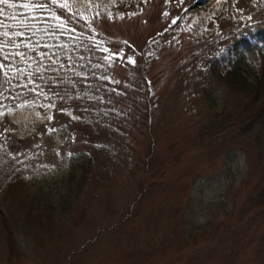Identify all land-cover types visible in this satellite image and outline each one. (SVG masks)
I'll return each mask as SVG.
<instances>
[{"label": "rangeland", "instance_id": "obj_1", "mask_svg": "<svg viewBox=\"0 0 264 264\" xmlns=\"http://www.w3.org/2000/svg\"><path fill=\"white\" fill-rule=\"evenodd\" d=\"M29 1L76 76L45 55L0 80V264H264V98L223 75L240 45L260 68L264 0Z\"/></svg>", "mask_w": 264, "mask_h": 264}, {"label": "trees", "instance_id": "obj_2", "mask_svg": "<svg viewBox=\"0 0 264 264\" xmlns=\"http://www.w3.org/2000/svg\"><path fill=\"white\" fill-rule=\"evenodd\" d=\"M51 10L48 3L46 9H44L29 0H8L7 4L0 3V18H2L0 19V65H2L0 67V80L1 83L7 86V89L15 85V79L20 80L19 86L26 85V82L21 79L22 74L13 72L15 70L13 65L19 70L22 68V63L34 67L40 63L38 61L40 59H42L41 62H46L45 55H52V60L56 61L58 66L68 69L62 71L66 78L76 76L75 64L77 59L74 58L75 53L72 48L68 46L72 39L76 41L75 37L70 35L66 29L60 27L61 22L53 24L46 20L47 13ZM53 39L57 40V48L48 45ZM77 39L80 41L79 38ZM24 44H26V48ZM235 48L231 63L223 72L224 79L230 82L233 87H239L254 94L260 93L264 98V58L261 59L260 68L256 69L247 61L243 47L240 45V47ZM71 62L74 66H71ZM211 70L218 74L221 73L215 67H212ZM31 81H34V79ZM30 88L25 104L17 105L13 109L15 112L11 114L16 118H18V115L25 118L18 121L19 125L24 124V121H29L30 118L39 119L43 117V112L38 111L35 107L37 102L39 103L44 99L41 96L43 92L40 89H35L34 85ZM263 108L264 102L260 109L256 111V117L260 116ZM87 162H90V160H87ZM87 166L84 162H80L74 175L72 173L73 178L69 177L72 171L68 175L67 172H64V176L59 179L56 178V181L58 180L57 182H60L62 186H70L71 183L78 185L83 181ZM13 179L18 183L23 181L20 177H14ZM262 194L264 195V187Z\"/></svg>", "mask_w": 264, "mask_h": 264}, {"label": "snow or ice", "instance_id": "obj_3", "mask_svg": "<svg viewBox=\"0 0 264 264\" xmlns=\"http://www.w3.org/2000/svg\"><path fill=\"white\" fill-rule=\"evenodd\" d=\"M0 3H3V4H7L8 3V0H0ZM52 3L53 4H55L56 3V0H52ZM25 6H27V5H25ZM38 6H40V7H44V5H38ZM66 5H61V7L63 8V7H65ZM54 16H55V14H53ZM57 19H59V17H56ZM60 27L61 28H63L64 27V25L63 24H60ZM105 51H108L107 49H105ZM108 57H106V59H107ZM128 60L130 61V62H134V61H132V57H128ZM0 67H2V65H0Z\"/></svg>", "mask_w": 264, "mask_h": 264}]
</instances>
